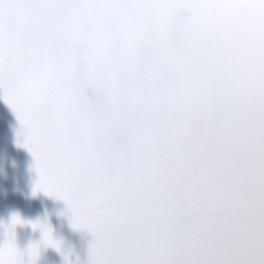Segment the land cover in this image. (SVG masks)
<instances>
[{"label":"snow or ice","instance_id":"1","mask_svg":"<svg viewBox=\"0 0 264 264\" xmlns=\"http://www.w3.org/2000/svg\"><path fill=\"white\" fill-rule=\"evenodd\" d=\"M0 87L88 264H264V0H0Z\"/></svg>","mask_w":264,"mask_h":264},{"label":"water","instance_id":"2","mask_svg":"<svg viewBox=\"0 0 264 264\" xmlns=\"http://www.w3.org/2000/svg\"><path fill=\"white\" fill-rule=\"evenodd\" d=\"M4 92L0 87V244L7 239L13 215L18 214L26 222H46L62 241L63 252L41 245L36 264H88L94 236L86 229L73 227V213L64 200L43 191L34 192L39 180L36 159L23 146L22 125L5 101ZM14 231L21 250L43 238L42 230L34 229L32 223L18 224Z\"/></svg>","mask_w":264,"mask_h":264}]
</instances>
